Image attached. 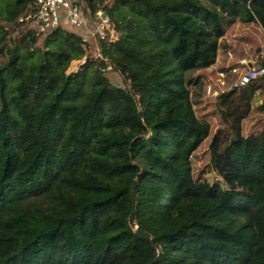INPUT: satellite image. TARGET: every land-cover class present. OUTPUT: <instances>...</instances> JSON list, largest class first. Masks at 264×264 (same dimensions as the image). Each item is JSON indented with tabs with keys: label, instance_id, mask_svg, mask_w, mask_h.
Segmentation results:
<instances>
[{
	"label": "trees",
	"instance_id": "1",
	"mask_svg": "<svg viewBox=\"0 0 264 264\" xmlns=\"http://www.w3.org/2000/svg\"><path fill=\"white\" fill-rule=\"evenodd\" d=\"M74 2L119 39L40 34L19 22L33 0L0 8V264H264V78L218 99L221 181L192 167L212 129L196 73L232 23L264 31V0Z\"/></svg>",
	"mask_w": 264,
	"mask_h": 264
},
{
	"label": "rangeland",
	"instance_id": "2",
	"mask_svg": "<svg viewBox=\"0 0 264 264\" xmlns=\"http://www.w3.org/2000/svg\"><path fill=\"white\" fill-rule=\"evenodd\" d=\"M11 1L13 0H2L0 3L1 10L3 9L5 4ZM62 27L66 28V26ZM68 29L76 32L78 31V29L75 27H68ZM12 36L20 38L19 32L16 35L14 34ZM89 41L94 49L98 47L94 40L90 39ZM222 41H224V44L228 46L226 50H223L222 48H220L219 50L218 57L220 56V60H223V62H225L226 59H230L233 60V62H236L233 64H237V62H239L240 60H247L248 63L252 61H257L259 63V61L264 58V31L259 23L244 24L240 21H236L227 27V31ZM230 56L232 58H230ZM77 63L78 62H75V64L72 65L73 67H71V70L73 72L77 71ZM257 66L260 65L257 64L256 67ZM225 69L226 67H223L221 71ZM108 70L110 71L108 73V76L111 78V80L117 85H123V79L120 74L111 71V66L108 68ZM219 72L220 70H218L215 73L216 75L214 74L213 76H209L206 70H202L196 73V76H202V81L204 83L203 90L201 91L200 96H198V103L195 104L196 115L201 119L208 120L212 125V129L210 137L194 153L192 157V167L196 179L208 181L210 183L221 181V178L213 169L209 146L216 132L218 130H224L226 126L218 108V99L219 97H221V95H219L218 97H214L208 95L207 93L208 86L217 88V79ZM263 100L264 98L258 94L255 102L253 103V109H259L262 105V103L259 102H263Z\"/></svg>",
	"mask_w": 264,
	"mask_h": 264
},
{
	"label": "built area",
	"instance_id": "3",
	"mask_svg": "<svg viewBox=\"0 0 264 264\" xmlns=\"http://www.w3.org/2000/svg\"><path fill=\"white\" fill-rule=\"evenodd\" d=\"M33 8L19 18V22L29 24L40 34H45L62 26L75 27L84 36V43L90 39L116 42L119 32L113 25L112 18L104 14L103 10L91 18L83 4H76L74 0H33ZM231 55V54H229ZM230 58H232L230 56ZM86 60L77 63L78 72L85 65ZM246 67V70L242 69ZM264 78V66L249 67L247 60H240L237 64H228L225 70L218 73L217 88L208 86V95L218 97L232 90L248 87L258 79Z\"/></svg>",
	"mask_w": 264,
	"mask_h": 264
},
{
	"label": "crops",
	"instance_id": "4",
	"mask_svg": "<svg viewBox=\"0 0 264 264\" xmlns=\"http://www.w3.org/2000/svg\"><path fill=\"white\" fill-rule=\"evenodd\" d=\"M263 61H264V58H262L259 61V63L257 61L249 62V67H250V64H252V66H256L257 64L263 65ZM230 63L233 64L236 62H233V60H230V59H226L225 62H223V60H220V56H219L216 63L212 67L206 69V72L209 74V76H211V75L213 76L218 70L221 71L223 69V67H227L228 64H230ZM242 69H244V71H245L246 67H242ZM259 103H263V102L260 101Z\"/></svg>",
	"mask_w": 264,
	"mask_h": 264
},
{
	"label": "water",
	"instance_id": "5",
	"mask_svg": "<svg viewBox=\"0 0 264 264\" xmlns=\"http://www.w3.org/2000/svg\"><path fill=\"white\" fill-rule=\"evenodd\" d=\"M250 67H252V64H250ZM136 234H137V236H139L141 238H147V236L141 231H137Z\"/></svg>",
	"mask_w": 264,
	"mask_h": 264
}]
</instances>
